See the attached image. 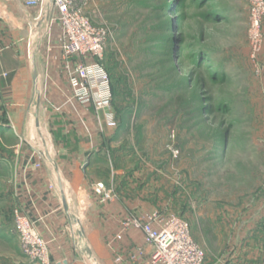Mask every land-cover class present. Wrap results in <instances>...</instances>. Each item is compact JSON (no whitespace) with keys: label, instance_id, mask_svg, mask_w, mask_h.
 <instances>
[{"label":"rangeland","instance_id":"374dc122","mask_svg":"<svg viewBox=\"0 0 264 264\" xmlns=\"http://www.w3.org/2000/svg\"><path fill=\"white\" fill-rule=\"evenodd\" d=\"M85 14L106 35L110 159L129 191L184 221L205 264H264V13L254 58L247 0H91ZM11 143L0 138V264H31Z\"/></svg>","mask_w":264,"mask_h":264},{"label":"crops","instance_id":"0c3cea01","mask_svg":"<svg viewBox=\"0 0 264 264\" xmlns=\"http://www.w3.org/2000/svg\"><path fill=\"white\" fill-rule=\"evenodd\" d=\"M62 42L51 0L35 8L0 0V130L13 139L3 145L17 171L13 206L48 243L52 264H132L125 255L144 247L143 235L123 226L157 209L112 163L103 113L70 98ZM96 184L114 198L103 201Z\"/></svg>","mask_w":264,"mask_h":264},{"label":"built area","instance_id":"2783aa9c","mask_svg":"<svg viewBox=\"0 0 264 264\" xmlns=\"http://www.w3.org/2000/svg\"><path fill=\"white\" fill-rule=\"evenodd\" d=\"M90 1L51 0V5L63 34L61 55L65 61L72 62V65L66 66L70 98L81 106H91L96 112L103 113L106 127L114 130L117 125L111 111L112 90L102 64L106 35L103 30L94 27L85 14ZM22 2L26 8L42 4V0ZM247 2L250 6L249 40L254 58L262 46L260 28L264 0ZM93 191L103 201L114 198L112 190L105 189L102 184H96ZM12 216L22 255L31 264H52L48 243L35 224L17 209L13 210ZM123 227L139 230L144 240V247H136L126 253L125 260L129 263L138 264L143 260V264H205L204 252L192 240L187 224L177 217L161 220L158 213H153L146 219H131Z\"/></svg>","mask_w":264,"mask_h":264},{"label":"trees","instance_id":"16d2710c","mask_svg":"<svg viewBox=\"0 0 264 264\" xmlns=\"http://www.w3.org/2000/svg\"><path fill=\"white\" fill-rule=\"evenodd\" d=\"M106 70V69H105ZM107 72V71H106ZM109 76V75H108ZM212 77V76H211ZM112 89V87H111ZM4 137V132L0 130V138H3ZM224 137H221V139L219 140L220 141V145L219 146H223L224 145V142H226V139H223ZM13 139L11 137H8L7 138V141L11 142Z\"/></svg>","mask_w":264,"mask_h":264}]
</instances>
